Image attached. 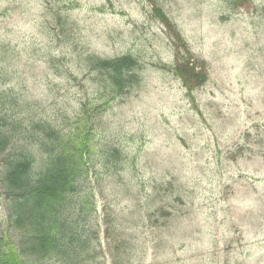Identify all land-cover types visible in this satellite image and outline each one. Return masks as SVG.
I'll use <instances>...</instances> for the list:
<instances>
[{
  "label": "rangeland",
  "instance_id": "374dc122",
  "mask_svg": "<svg viewBox=\"0 0 264 264\" xmlns=\"http://www.w3.org/2000/svg\"><path fill=\"white\" fill-rule=\"evenodd\" d=\"M234 1L0 0V43L34 46L37 58L51 39L60 60L55 71L26 59L25 87L0 75V91L15 86L63 130L83 102L90 107L85 192L97 210L72 258L44 264H264V0ZM157 8L207 64L192 96L162 67L185 48ZM56 14L67 20L65 36L50 25ZM88 54L135 58L139 82L98 109L110 97L103 79L81 67ZM114 148L116 165L106 159ZM5 205L0 181L6 231ZM158 207L171 216L151 215ZM91 234L89 246L79 245Z\"/></svg>",
  "mask_w": 264,
  "mask_h": 264
},
{
  "label": "trees",
  "instance_id": "16d2710c",
  "mask_svg": "<svg viewBox=\"0 0 264 264\" xmlns=\"http://www.w3.org/2000/svg\"><path fill=\"white\" fill-rule=\"evenodd\" d=\"M246 0H236V6ZM156 15L173 31L184 52L178 50L174 66H162L175 73L192 96L208 79V67L204 61L196 60L169 18L156 9ZM56 23L58 34L68 33L67 20L59 15L50 18ZM51 37L53 34L47 33ZM45 51L33 48L16 49L10 44L0 43V75L10 83L15 78L16 87H25L26 59L43 61L50 70H58L59 58L51 53L53 40L49 39ZM23 57L25 61L23 62ZM81 67L87 73H96L101 82V91L110 99L102 107L139 82V62L131 56L101 59L94 55L80 57ZM199 68V69H197ZM65 81L72 78L57 74ZM12 84V82L10 83ZM15 86L0 91V181L5 197L6 223L8 230L0 224V264H44L71 259L70 251L80 241L82 234L96 212L92 196L85 192L88 167L93 153L92 132L88 127L90 107L83 102L78 107L75 126L63 130L51 120L38 114L35 100L26 94L15 92ZM45 116V115H44ZM88 117V118H87ZM106 159L115 165L121 159L118 149H109ZM163 189V186H161ZM94 196V194H93ZM164 217L171 212L162 207L155 208L151 215ZM158 220L154 224L158 225ZM99 232H95V234ZM79 234H81L79 232ZM94 234L79 245L89 246ZM77 237L79 238L78 240ZM90 239V241H89Z\"/></svg>",
  "mask_w": 264,
  "mask_h": 264
}]
</instances>
